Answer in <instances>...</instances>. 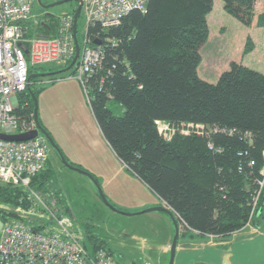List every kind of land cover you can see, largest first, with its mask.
<instances>
[{
	"label": "trees",
	"instance_id": "16d2710c",
	"mask_svg": "<svg viewBox=\"0 0 264 264\" xmlns=\"http://www.w3.org/2000/svg\"><path fill=\"white\" fill-rule=\"evenodd\" d=\"M221 1L226 13L250 26L255 0ZM212 4L146 0L144 10L129 11L115 26L90 27L92 44L101 45L103 56L100 68L86 77V86L101 135L176 216L179 234L223 240L248 228L264 231V186L250 216L264 166V73L231 60L215 82L199 76L200 47L208 36L206 16ZM37 21L27 35H55L54 14L46 12ZM255 23L264 26V12ZM253 46L247 35L242 53ZM34 69L28 68V76ZM66 71L72 73L73 65ZM33 80L17 95V113L26 117L34 108L29 93L35 95ZM156 120L171 129L169 138L159 133ZM52 172L48 156L30 186L55 188ZM52 191L61 210L71 216L59 191ZM27 196L26 190L0 182L3 217L13 208H27ZM82 224L88 253L99 247L113 253L88 223Z\"/></svg>",
	"mask_w": 264,
	"mask_h": 264
},
{
	"label": "built area",
	"instance_id": "2783aa9c",
	"mask_svg": "<svg viewBox=\"0 0 264 264\" xmlns=\"http://www.w3.org/2000/svg\"><path fill=\"white\" fill-rule=\"evenodd\" d=\"M34 3L35 0H0V182L26 190L29 200L27 208H13L9 210L12 214L3 219L0 264H121L102 247L88 253L76 236L73 219L59 207L53 189L30 186L32 177L44 168L47 160L46 138L41 133L19 141L1 137L2 133H22L35 127L33 113L28 117L17 113V95L29 84L28 68L46 63L66 65L75 52L73 11L55 15L54 36L27 35L32 24L38 22L36 19L31 23ZM145 4L146 0H81L84 26L73 72L67 77L79 81L87 99L86 77L100 68L103 56L101 45L92 44L90 27L115 26L129 11L144 10ZM155 123L159 133L169 138L168 125L160 120ZM261 173L250 216L264 186V166Z\"/></svg>",
	"mask_w": 264,
	"mask_h": 264
},
{
	"label": "rangeland",
	"instance_id": "374dc122",
	"mask_svg": "<svg viewBox=\"0 0 264 264\" xmlns=\"http://www.w3.org/2000/svg\"><path fill=\"white\" fill-rule=\"evenodd\" d=\"M42 2L48 4L52 1L42 0ZM213 3L212 12L208 16L209 41L218 37L217 42L221 50L229 47L232 53L237 54L238 46L242 42L243 48L247 34L244 35L239 28L230 23V20H234L238 25H241L238 20L223 10L221 0H214ZM260 3L257 14L264 12V0H261ZM75 6L76 2L73 1H66L49 8H43L34 3L31 23L36 19H41L47 11L55 16L63 11H71ZM83 26L84 19L80 12L76 31L79 41ZM220 26H223L222 30ZM242 27L244 29L245 25ZM252 32L255 34L258 47L245 60L250 68L264 73V26L256 28ZM42 66L46 69L45 71L34 66L35 69L32 73L43 72L45 75L32 77L35 80L31 81L30 87L34 89L35 95L29 92L36 98L39 123L48 129L47 131L67 161L89 172L98 182L109 203L120 210L118 211L103 202L97 194L94 183L77 170L65 166L49 145L48 156L53 171L51 174L52 186L55 187L52 188L59 191L62 203L70 207L76 236L87 244L85 228L82 223H88L90 230L107 241L109 248L113 251L112 255L121 264H168L170 250L169 248L162 250V247L166 246L168 242L171 244L173 238L174 225L170 216L162 211L139 212L152 206L133 209L131 204L134 200L131 199L134 195L149 196L148 190L143 186H141V191L131 190L128 187L121 189L122 185L116 193L113 191L111 194V191L107 190V182L111 179L108 180L106 175L113 172L125 175L129 169L116 167L113 151L104 140H100L97 146L93 145L91 139L96 137L101 139V134L79 81L75 78L76 87H72L64 82L67 80L69 72L63 70V67L53 63H46ZM49 68L52 70H48ZM102 141L106 145L105 149H103ZM150 191L154 193L152 190ZM154 195L156 194L154 193ZM3 218L2 207H0V230L3 226ZM249 230L251 228L240 230L223 240L213 236L190 237L180 233L176 242L173 264H177L179 259L177 251L200 249L209 243L219 249V252H215L212 248L210 254L216 260L215 264H221L220 260H225V257L220 255L221 250L228 251L232 246L238 247L239 242L252 236ZM260 232L264 233L263 230ZM249 258H251L249 255L235 254L233 260L235 264H252Z\"/></svg>",
	"mask_w": 264,
	"mask_h": 264
},
{
	"label": "crops",
	"instance_id": "0c3cea01",
	"mask_svg": "<svg viewBox=\"0 0 264 264\" xmlns=\"http://www.w3.org/2000/svg\"><path fill=\"white\" fill-rule=\"evenodd\" d=\"M260 1L261 0H255L254 16H253V20L250 26H245L243 29L242 26L244 25H242L241 23H240L241 25H238V23H236L234 20L229 19L232 25L239 28V30L242 31L244 35L247 34L252 39L254 46L250 52L245 53V54L242 53V42H240L238 46L237 54L232 53L229 47H225L223 50H221L220 45L217 42L218 37L215 40L209 41V32H208L206 41L200 47L201 61L197 68V72L202 79L208 82H213L218 77L219 73L228 66L227 63H229V61L231 60L241 62L242 64L250 67L248 62L245 59L248 58L251 54H253L258 47L257 40L254 36L255 34L252 31H254L256 28L262 27V26H257L255 23L257 19V15H258L257 14L258 4L260 3ZM212 5H214V3ZM260 7H261V3H260ZM211 12H212V9L206 16L208 29L210 28L208 16ZM226 16L227 15H224V17ZM226 18H229V17H226ZM220 27L222 30L223 26H220ZM64 82L67 84H70L72 87H76L75 78L73 77H69V78L67 77V80ZM44 128L48 130L45 126ZM99 133H100V130H99ZM100 138L101 139L96 137V138L91 139L94 146H97L100 140H104V142L107 144V142L105 141L102 135ZM104 142H103L104 144L103 149H105L106 147ZM113 155H114L113 160L114 162H116V167H121L122 169H126V166L115 156L114 152H113ZM120 171L121 170L119 169V172ZM106 177H108V180L111 179L109 181L107 180L108 181L107 190H110L111 194L113 191H115L116 193L119 190L120 185H122L121 189H125V187H128L131 190L141 191L142 190L141 186H143L144 188L148 190L147 192L145 189V191L149 194V196L144 194L145 196H140V195L135 196L134 195L132 197L131 200H134V202L131 204L133 209H139V208L147 207V206H158V205L165 206L163 201L157 195H154V193H152L148 189V187L138 177L132 174L130 171L126 173L125 175H120L118 172L117 173L113 172V173H109L108 175H106ZM249 232L250 234H252V236H249L247 237V239L239 242L240 245L238 247L232 246L228 251H226L225 249L221 250L220 255L222 257H225V260H223L224 262L220 260L221 264H235L233 260V257H235V254L249 255L251 257L249 258L250 259L249 261L252 264H264V233H261L260 231H258L257 229L255 230L254 228H251ZM206 237H209V236H206ZM169 245L170 244L168 242L166 246L162 247V250L164 249L168 250ZM212 248L215 252H219V249L214 248L212 246V243H209V245L204 246L203 248L190 250V251L181 249L177 251V253H179V259L177 261V264H194L198 262H204L207 264H215L216 260L212 258L210 254V251L212 250Z\"/></svg>",
	"mask_w": 264,
	"mask_h": 264
},
{
	"label": "water",
	"instance_id": "95a60500",
	"mask_svg": "<svg viewBox=\"0 0 264 264\" xmlns=\"http://www.w3.org/2000/svg\"><path fill=\"white\" fill-rule=\"evenodd\" d=\"M36 3L38 5H40L43 8H49L55 5H59L62 4L66 1H73L76 2V6L73 10V24H72V30H73V38H74V46H75V52L74 55L70 61V63L63 68V70H68L69 68L72 67V65L74 64L78 53H79V42L77 39V21H78V17L80 14V9H81V0H56V1H52L48 4L43 3L42 0H35ZM95 43H99V41H95ZM25 52H27V50H25ZM45 73L40 72V73H32L28 76V79L34 77V76H43ZM32 96L33 102H34V108H33V118H34V122H35V127L32 128L31 130L22 132V133H14V134H5L2 133L1 137L7 140H13V141H19V140H26L29 138H32L34 136H36L38 133H41L47 140L48 144L53 148V150L56 152V154L58 155L60 161L67 167H71L75 170H77L78 172H80L81 174L87 176L95 185L96 187V191L98 196L101 198V200L103 202H105L106 204L110 205L112 208L116 209L115 207H113L109 201L107 200L104 192L102 191L101 187L99 186L98 182L96 181V179L87 171L72 165L71 163H69L67 161V159L64 157L63 153L61 152L60 148L58 147V145L54 142L53 138L51 137V135L48 133V131L41 126V124L38 121L37 118V111H36V98ZM118 210V209H116ZM120 211V210H118ZM146 211H162L167 213L170 218L171 221L174 225V234H173V238L171 241V244L169 245V250H170V257H169V263L168 264H173V258H174V253H175V248H176V242H177V237L179 234V229H180V225H179V221L177 220L176 216L166 207V206H152V207H147L145 209H143L142 211L139 212H146ZM198 264H202V263H198Z\"/></svg>",
	"mask_w": 264,
	"mask_h": 264
},
{
	"label": "flooded vegetation",
	"instance_id": "af4514ba",
	"mask_svg": "<svg viewBox=\"0 0 264 264\" xmlns=\"http://www.w3.org/2000/svg\"><path fill=\"white\" fill-rule=\"evenodd\" d=\"M48 12V11H47Z\"/></svg>",
	"mask_w": 264,
	"mask_h": 264
}]
</instances>
